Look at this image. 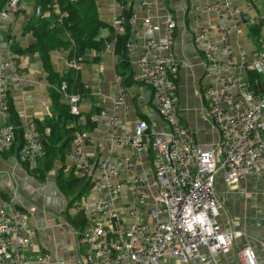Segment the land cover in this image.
I'll return each instance as SVG.
<instances>
[{"label": "built area", "instance_id": "obj_1", "mask_svg": "<svg viewBox=\"0 0 264 264\" xmlns=\"http://www.w3.org/2000/svg\"><path fill=\"white\" fill-rule=\"evenodd\" d=\"M146 5L145 2L142 3ZM48 7L58 15L62 23L66 14L60 10L57 0ZM126 5L121 4L124 9ZM22 8V0H8L0 12V33L3 19L10 12ZM229 19L235 28L242 25L241 12L232 2L225 5ZM208 11L220 7H208ZM194 12H200L196 7ZM134 16L130 19L133 22ZM124 16L120 15L114 26L124 30ZM264 23V16L261 17ZM54 26V25H53ZM52 26V27H53ZM176 23L167 17L164 24V36L158 40L154 35L161 28L151 19L144 21V33L147 36L143 44L144 55L137 62L139 70L135 78L152 89V100L161 118L169 126L168 131L152 133L146 121H139L133 132L118 135V119L109 122V133L119 147H132L143 152L151 145L157 153L155 173L149 175L133 174L129 179L121 180V171H135L130 160L111 163L102 159L92 162V155L82 149L84 142L92 140L93 131L77 133L71 144L76 160V171L80 177L91 178V188L98 194L94 210L81 230L75 232L78 246L83 249L84 264H161L162 261L176 259L182 263L199 261L216 262L222 253L229 252L236 238L242 236L239 231L223 229L218 216L222 204L216 197L215 181L222 171L228 185L238 184L246 176L261 175L264 172V92L256 93L247 77L248 72L264 75V48L253 53L252 62L247 61L245 51H240L239 75L224 77L223 73L233 71V50L229 43V30L221 27H203L195 37L197 47L207 49L206 75L215 73L223 88L207 86L202 95L208 102L209 120L219 134L216 147L201 145L194 133L183 126L177 117L178 87L177 75L181 62L175 57L172 47ZM211 31L220 34V44L208 41ZM139 42L129 41L127 48H137ZM154 52L150 58L148 54ZM226 57L219 61V55ZM12 62L0 63V154L12 150L16 141V130L9 124V86L6 84L7 69ZM83 58L73 57L67 60V66L79 77L83 68ZM119 96L116 107L123 106L129 111L126 101L127 87L122 85V77L117 75ZM259 84V79H254ZM84 88L93 90L86 83ZM238 91L233 95V90ZM68 100L70 111L80 115L79 94H69L66 84L57 89ZM23 148L19 160L36 164L42 160L47 149L33 119L22 122ZM98 175H97V173ZM126 188L131 201L125 210L134 219L128 226L116 207L117 200ZM156 189L153 206L147 210L152 224L143 223L144 214L151 197L150 189ZM80 213L87 214L86 205H77ZM35 229L28 225L25 214L18 212L10 203H0V264H50L51 255L42 252L32 258L28 254L35 249ZM238 264H257L255 252L250 248L240 249L237 253Z\"/></svg>", "mask_w": 264, "mask_h": 264}, {"label": "crops", "instance_id": "obj_2", "mask_svg": "<svg viewBox=\"0 0 264 264\" xmlns=\"http://www.w3.org/2000/svg\"><path fill=\"white\" fill-rule=\"evenodd\" d=\"M95 2L100 20L109 25H114L124 9H132L134 20L131 22L133 34L130 41H137L139 45L133 50L127 48L130 69L135 79L134 84L127 87L128 113L123 106L115 105L119 96L118 67L122 59L116 54L114 45L108 46L102 53L92 51L83 57L84 64L79 79L82 84L92 85L93 90L86 89L85 96L79 102L81 123L84 125L86 117L91 115L92 121L97 125L92 130V140L84 142L82 149L92 155V162L107 159L111 163L118 160L124 163L130 160L136 166L135 171L132 174L121 171V180L129 179L133 174L152 177L155 173L157 153L151 145L139 153L132 147H119L109 133V122L113 117L118 119L119 136L133 132L135 125L141 120L148 123L150 131L154 134L169 130V126L154 106L152 89L135 78L139 70L137 62L144 55L143 44L147 39L144 21L147 18L161 28L154 35L156 40L164 36L167 17L174 19L176 29L172 50L181 62L176 79L177 117L183 126L194 133L199 144L216 147L219 134L209 120L208 102L201 93L207 86L223 88V83L215 73L206 75L207 49L204 46L197 47L195 37L203 27L221 25L228 29V40L236 66L233 71L224 72L223 76H238L240 51L246 52L247 61L250 63L253 53L264 48V25L261 22V17L264 16V0H128L124 9L117 0ZM143 2L146 5H143ZM227 2H232L241 12L242 25L239 28H235L229 19L225 9ZM216 6L220 7V13L207 10L208 7ZM196 7L200 8V12H194ZM37 9L35 0H22V8L17 12H10L3 19L4 27L0 33V63L10 61L12 55L6 79L10 107L21 123L27 119L45 122L57 117L52 100V86L47 79L43 61L38 53H26V50L37 43L31 28L32 25L37 26L34 24ZM49 17V13L42 14V18ZM244 18L247 22H244ZM258 25L262 28L255 32L253 28ZM117 30L120 33L125 31ZM108 36L109 31L103 30L101 37ZM207 39L211 43L220 44V34L216 31H211ZM15 50L24 53L17 54ZM69 53V50L51 53L52 66L60 77L71 71L67 66ZM148 56L152 58L154 52L151 51ZM219 61L225 62L226 57L220 54ZM249 74L250 72L248 78ZM260 79L264 80V75ZM232 92L235 96L238 93L236 89ZM61 103L68 105L67 98L63 96ZM2 123L3 117L0 115V125ZM46 132L48 133V130ZM19 147L20 143L16 142L13 150L0 154V203L12 204L16 211L25 214L28 225L35 229V249L28 254L34 258L42 252H47L51 255L50 264H84L83 249L78 246L75 232L81 230L88 221L98 194L91 188L88 196L81 201L87 208L85 215L79 212L78 204L72 205V199L61 191L58 184L61 172L76 169V160L72 154L74 146L71 144L70 150L63 158L55 161L54 169L44 180H40L33 172L40 161L32 166L21 162ZM76 174L78 175L77 171ZM88 179L91 181L90 177ZM156 192V189H150L151 197L140 219L143 223H153L147 215V210L152 208V195L155 196ZM215 193L222 204L217 218L219 224L223 229L241 232L242 236L236 238L229 252L220 254L216 262L182 263L170 259L162 261L161 264H238V251L247 247L255 252L257 264H264V172L261 175L246 176L236 185H228L221 171L215 181ZM131 199V194L124 188L116 203L128 226L134 222L125 210ZM77 216H81L84 222L76 228L70 219Z\"/></svg>", "mask_w": 264, "mask_h": 264}, {"label": "trees", "instance_id": "obj_3", "mask_svg": "<svg viewBox=\"0 0 264 264\" xmlns=\"http://www.w3.org/2000/svg\"><path fill=\"white\" fill-rule=\"evenodd\" d=\"M7 1L0 0V12ZM117 1L124 5L128 3V0ZM35 3L38 7H41L42 14L49 13L50 17L42 18L37 26L32 25L31 28L37 43L26 50V53H38L43 61L45 72L48 74L47 79L52 86V100L56 107L57 116L45 122L34 120L47 149V154L40 160L33 172L40 180H44L47 174L54 169L55 161L63 158L64 154L70 150L71 141L75 135L94 130L97 125L96 122L92 121L91 115L86 117V123L83 125L81 123V113L80 115H74L71 113L69 105L61 103L63 95L57 89L63 84L67 85L69 94H79L81 98L85 96L86 89L84 84L81 83L80 77H74L73 70L63 77L55 72L51 62V53L57 50H69V58H83L88 52L102 53L108 46L114 45L116 54L122 59L118 67V75L122 77V85L125 87L132 86L135 79L130 69L127 43L131 40L133 34V25L130 22L133 10L124 9L122 11V16L125 18V31L120 33L114 25H109L100 20L95 0H57L60 10L66 14L62 23L57 22L58 15L48 7L52 0H35ZM261 28L262 26L258 25L253 30L259 32ZM103 30L109 31L108 37H101ZM21 52L23 51L15 50L17 54ZM249 78L257 93L264 92V80L260 79V75L250 72ZM256 78L259 79V84L254 82ZM8 104L9 124L14 126L16 130V141L12 150L16 147L17 142L20 143L18 148L20 151L24 144L22 123L11 109L9 97ZM61 173L58 177V184L61 191L72 199V205L81 202L88 196L91 191V181L87 177H79L76 174V169H69ZM70 221L77 228L84 222V219L77 216L71 218Z\"/></svg>", "mask_w": 264, "mask_h": 264}, {"label": "water", "instance_id": "obj_4", "mask_svg": "<svg viewBox=\"0 0 264 264\" xmlns=\"http://www.w3.org/2000/svg\"><path fill=\"white\" fill-rule=\"evenodd\" d=\"M41 18H42L41 7H38L37 12H36V18H35L34 24L38 25L40 23V21H41ZM244 22H247L246 18H244Z\"/></svg>", "mask_w": 264, "mask_h": 264}, {"label": "rangeland", "instance_id": "obj_5", "mask_svg": "<svg viewBox=\"0 0 264 264\" xmlns=\"http://www.w3.org/2000/svg\"><path fill=\"white\" fill-rule=\"evenodd\" d=\"M80 202L76 203V204H79Z\"/></svg>", "mask_w": 264, "mask_h": 264}]
</instances>
